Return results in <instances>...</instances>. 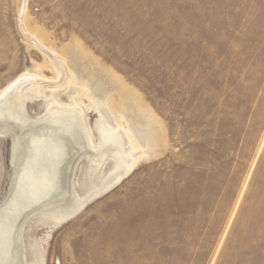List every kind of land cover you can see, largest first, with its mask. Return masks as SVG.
I'll return each mask as SVG.
<instances>
[{
  "label": "rangeland",
  "instance_id": "obj_1",
  "mask_svg": "<svg viewBox=\"0 0 264 264\" xmlns=\"http://www.w3.org/2000/svg\"><path fill=\"white\" fill-rule=\"evenodd\" d=\"M0 105V264H264V0H0Z\"/></svg>",
  "mask_w": 264,
  "mask_h": 264
},
{
  "label": "bare ground",
  "instance_id": "obj_2",
  "mask_svg": "<svg viewBox=\"0 0 264 264\" xmlns=\"http://www.w3.org/2000/svg\"><path fill=\"white\" fill-rule=\"evenodd\" d=\"M23 76V75H22ZM21 77V76H20ZM26 77V76H25ZM18 79V78H17ZM22 79V78H21ZM25 80V79H24ZM26 81V80H25ZM16 82V81H15ZM18 82V81H17ZM22 82V81H21ZM13 83V82H12ZM13 85V84H12ZM14 85H15V83H14ZM18 85V84H17ZM22 86V85H21ZM30 86H32V85H30ZM37 86V85H36ZM13 87V86H12ZM36 88V87H35ZM30 89V88H29ZM32 89V88H31ZM13 90V89H12ZM15 90V89H14ZM18 90V89H17ZM20 90V89H19ZM22 90V89H21ZM24 91V90H23ZM31 91V90H30ZM2 92V91H1ZM16 92V91H15ZM5 93V92H4ZM16 94V93H15ZM20 94V93H19ZM13 95V94H12ZM12 95H10V96H12ZM29 96V95H28ZM17 97V96H16ZM19 97V96H18ZM12 98V97H11ZM19 98H21V97H19ZM1 100H3V99H1ZM15 100V99H14ZM5 101V100H4ZM16 101H17V98H16ZM14 102V101H13ZM4 103V102H3ZM4 105V104H3ZM2 105V106H3ZM1 106V105H0ZM2 108V107H1ZM70 111V110H69ZM73 112V111H72ZM54 113V112H53ZM9 114V113H8ZM52 114V113H51ZM58 114H59V112H58ZM61 114V113H60ZM62 116V115H61ZM63 116H65V115H63ZM50 117H52V115L50 116ZM54 117V116H53ZM59 117V116H58ZM73 117V116H72ZM74 117H76V116H74ZM60 118L61 117H59V118H57V115H56V117L54 118V122L55 123H57V126H59V127H61L60 126V123H59V121H60ZM64 118V117H63ZM68 119V118H67ZM70 119V118H69ZM66 120V119H65ZM77 120V119H76ZM53 122V123H54ZM60 122H62V121H60ZM79 122H80V120H79ZM57 129V128H56ZM61 129V128H60ZM55 131V130H54ZM122 131V130H121ZM47 134V133H46ZM123 134V133H122ZM108 135H110V134H108ZM112 136V135H111ZM123 136V135H122ZM106 137V136H105ZM125 137V136H124ZM126 139V138H125ZM122 140V139H121ZM114 141V140H113ZM107 142H109V141H107ZM125 143H127V141L125 142ZM118 147V146H117ZM129 147V146H128ZM133 147H134V145H133ZM130 148V147H129ZM58 149V148H57ZM119 150V149H118ZM123 152H125L124 150H123ZM127 154H128V152H127ZM118 155V154H117ZM126 155V154H125ZM131 155V154H130ZM130 155H129V157H130ZM120 156V155H119ZM122 156V155H121ZM124 157V156H123ZM136 158V157H135ZM134 158V159H135ZM129 159V158H128ZM131 161V160H130ZM34 162V161H33ZM136 162V161H135ZM36 163V162H35ZM129 164V163H128ZM39 165V164H38ZM43 166V165H42ZM124 166V165H123ZM45 167V166H44ZM129 167V166H128ZM31 169V168H30ZM42 173V172H41ZM54 175V174H53ZM51 176V175H50ZM117 177V176H116ZM120 177V176H119ZM31 179V178H30ZM43 179V178H42ZM45 179V178H44ZM117 179V178H116ZM38 180V179H37ZM46 180H48V178H46ZM52 181V180H51ZM33 188V187H32ZM56 188V187H55ZM28 189H30V188H28ZM30 191V190H29ZM46 192V191H45ZM24 193V192H23ZM22 193V194H23ZM47 194V193H46ZM49 194V193H48ZM50 195V194H49ZM19 196V195H18ZM45 198H43V200H44ZM21 201V200H20ZM16 202V201H15ZM18 202V201H17ZM19 204H20V202H19ZM80 205H82L81 203H80ZM78 206V205H77ZM74 208V207H73ZM78 208H79V206H78ZM19 209V208H18ZM58 216H60V215H58Z\"/></svg>",
  "mask_w": 264,
  "mask_h": 264
}]
</instances>
